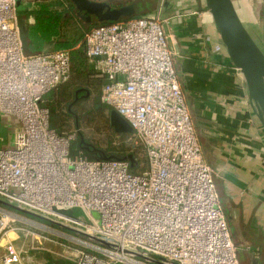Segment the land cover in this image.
<instances>
[{"label":"built area","instance_id":"built-area-1","mask_svg":"<svg viewBox=\"0 0 264 264\" xmlns=\"http://www.w3.org/2000/svg\"><path fill=\"white\" fill-rule=\"evenodd\" d=\"M83 43L104 79L101 102L131 126L147 168L134 174L129 159L72 154L75 135L51 128L42 105L69 81L71 51L26 55L18 1L0 0V114L20 126L13 144L0 148V235L17 218L8 206L63 228L70 264H240L164 20L100 25ZM7 249L1 263L14 264Z\"/></svg>","mask_w":264,"mask_h":264},{"label":"crops","instance_id":"crops-1","mask_svg":"<svg viewBox=\"0 0 264 264\" xmlns=\"http://www.w3.org/2000/svg\"><path fill=\"white\" fill-rule=\"evenodd\" d=\"M57 1L60 0L45 5ZM66 1L61 2L67 7ZM92 1L109 3L112 8L137 2L142 10L133 18L155 16L164 20L203 158L213 172L220 205L238 248L239 262L264 264V126L205 0ZM233 1L264 52V0ZM21 3L24 10H29L22 0ZM78 18L85 28L82 40L74 49L80 48L88 31L101 25ZM18 131L19 126L0 114V148L10 147Z\"/></svg>","mask_w":264,"mask_h":264},{"label":"rangeland","instance_id":"rangeland-1","mask_svg":"<svg viewBox=\"0 0 264 264\" xmlns=\"http://www.w3.org/2000/svg\"><path fill=\"white\" fill-rule=\"evenodd\" d=\"M52 1L54 0H22L23 5L29 8L28 11ZM19 17L20 13H18ZM21 20L28 27L29 24L35 23L33 18L28 19L25 15H21ZM73 28V24L67 27V35L72 34ZM52 50L47 48L43 52ZM89 69L93 71L91 66ZM87 83L89 84V82L81 83L79 87L87 89ZM67 87V84L60 86V89L56 88L47 94L42 105L50 110L51 128L59 135H75L76 138L71 143L72 154L79 155L82 152L92 159L90 155L86 154L85 148H91L103 158L135 154L136 159L132 162L133 165L135 164L133 171L134 173H143L147 168L144 148L141 144L131 141L130 134L115 132L110 118L113 110L105 106L100 99L103 84L100 85L98 92H94L89 98L85 97L84 101L77 105H74L75 102L71 104L73 93L70 101L66 99ZM99 106L101 108L103 106V109H98ZM9 120L12 124L19 126L17 119L9 117ZM6 210L12 215H17V218L12 220L8 228L0 235V264H2V257L11 254V251L7 249L9 245L14 248L16 253V256H12L15 258L14 264H70L64 258L67 253H64V249L60 245L70 243L60 238L57 233V231H64L63 228L22 213L12 207L7 206ZM75 215L80 217V211L76 210ZM94 216L99 218L96 213ZM17 228H23L34 235L27 236V232L13 230Z\"/></svg>","mask_w":264,"mask_h":264},{"label":"water","instance_id":"water-1","mask_svg":"<svg viewBox=\"0 0 264 264\" xmlns=\"http://www.w3.org/2000/svg\"><path fill=\"white\" fill-rule=\"evenodd\" d=\"M18 12L22 11L21 0ZM77 8L78 16L88 24H113L140 15L142 7L133 3L121 8H112L109 3L92 0H70ZM212 20L227 50L232 64L241 71L246 82L249 99L256 109V115L264 126V52L245 26L233 0H205ZM20 21L23 39L28 26ZM111 125L116 133L130 134L131 126L116 111L111 112ZM108 159V158H107ZM131 162H134L132 158ZM14 209L34 216L19 208ZM72 216V212L67 213Z\"/></svg>","mask_w":264,"mask_h":264},{"label":"trees","instance_id":"trees-1","mask_svg":"<svg viewBox=\"0 0 264 264\" xmlns=\"http://www.w3.org/2000/svg\"><path fill=\"white\" fill-rule=\"evenodd\" d=\"M61 1L62 0L57 1V3L52 5H38V7L32 11L23 9L18 12L20 13L19 21L21 15L27 16L28 19L33 18L35 20L34 24H29L27 33L23 39L24 52L26 55L39 54L47 48L71 51V76L69 81L61 86L67 84L68 87L65 91L66 99L70 101L71 94L73 93L74 96L71 104L75 102L74 105H77L84 101L85 97L89 98L94 92H98L100 85L104 83V79L101 75H98L99 73L89 69V62L84 43L81 44L80 48L74 49L79 40H82L83 38L81 33L83 28H85V25L81 24V21L77 16V11H75V8L71 5L70 1H66L67 7ZM78 23L81 25L79 26ZM70 24H73L74 26L73 32L72 34L67 35L66 29ZM85 82H89V84L87 83V89H84L83 87L80 88L79 86L81 83ZM98 109H103V106L102 108L99 106ZM84 150L92 159L103 158L91 148H85ZM107 158L121 160H130V158H132L134 160L136 159V155H114ZM134 167L135 164L131 169L132 173H134Z\"/></svg>","mask_w":264,"mask_h":264}]
</instances>
